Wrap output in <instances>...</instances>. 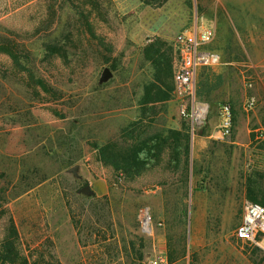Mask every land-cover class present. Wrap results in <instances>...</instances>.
<instances>
[{"label":"rangeland","instance_id":"obj_1","mask_svg":"<svg viewBox=\"0 0 264 264\" xmlns=\"http://www.w3.org/2000/svg\"><path fill=\"white\" fill-rule=\"evenodd\" d=\"M194 27L210 28L209 47L221 62L238 64L198 74L197 92L202 79L217 86L190 136L186 253L176 264H255L254 252H264L234 235L249 198L240 194L242 177L264 172L262 0H167L159 7L139 0H0V38L15 40L58 94L35 95L22 78L4 77L11 61L0 53V188L7 187L0 239L10 215L17 248L30 263L124 264L122 246L138 236L142 264H169L167 237L176 239L183 227L174 216L181 189L168 184L179 172L160 162L135 179L115 178L96 146L136 119L143 85L153 77L142 46L158 37L172 48L173 36ZM48 44L57 46L53 56H46ZM224 102L233 124L229 136L219 137L217 110ZM156 106L148 130L177 128L174 98ZM203 113L198 107V116ZM201 127L208 140L192 151Z\"/></svg>","mask_w":264,"mask_h":264},{"label":"trees","instance_id":"obj_2","mask_svg":"<svg viewBox=\"0 0 264 264\" xmlns=\"http://www.w3.org/2000/svg\"><path fill=\"white\" fill-rule=\"evenodd\" d=\"M139 1L144 5L159 7L167 0ZM87 28L89 35L97 39L104 50L109 53L111 51L109 46L104 45L101 38L95 36L88 24ZM50 45H46V56H53L57 52L56 44ZM0 53L7 55L11 61V66L4 71V77L17 81L18 77L22 78L25 81V86L33 90L35 95H39L42 91L58 97L52 86L42 76L38 75L34 68H31L27 57L18 50V43L15 40L1 37ZM141 54L143 60L152 68L153 77L152 80L143 85L142 95L137 101L136 119L115 137L97 145V157L103 165L112 169L115 178L135 179L147 169L159 165L160 162H162L164 169L171 171L172 174L179 172V176L172 178L168 183L174 186L175 190L181 189V206L174 216L183 227L176 239L173 234L167 237V260L169 264H176L183 260L186 253L184 224L187 218L186 200L190 190L192 167L190 136L194 130H191L189 122L181 116L177 128L148 130L155 121L156 105L173 97L172 48L170 45L168 46L165 40L156 37L142 46ZM61 55L63 56V53ZM109 61L110 57L104 56L103 63H109ZM205 69L211 68H201L199 73ZM19 74L21 76H18ZM218 77L220 78L219 75ZM219 78L217 80H221ZM210 83L205 79L200 80L197 92L199 101L209 103V92L217 86ZM204 132L205 127H201L199 133L203 134ZM6 189L7 187L0 188V219L6 214L3 206L7 196ZM246 195L252 200L264 203V172L253 171L247 174ZM6 226L0 239V264H35L30 263L28 258L21 254L17 248L18 233L10 215L7 217ZM176 240H178V247H175L177 245ZM143 247L142 237L137 236L135 240H127L122 249L124 255L129 258V262L126 261L124 264H142ZM256 252H254L256 255L255 264H264V252Z\"/></svg>","mask_w":264,"mask_h":264},{"label":"built area","instance_id":"obj_3","mask_svg":"<svg viewBox=\"0 0 264 264\" xmlns=\"http://www.w3.org/2000/svg\"><path fill=\"white\" fill-rule=\"evenodd\" d=\"M264 2V0H262ZM212 39L210 28H190L177 33L172 38L174 56L173 98L178 106L179 115L189 122L191 130L198 123L204 122L209 105L198 100L197 78L201 68H212L221 63L218 51L209 47ZM247 85H251L248 80ZM253 100H248L244 108H251ZM205 109L200 118L198 107ZM219 137L231 134L233 113L230 104L224 102L218 105ZM234 235L242 242L255 244L264 250V203L245 199L242 204L241 219L234 230ZM150 264H156L150 260Z\"/></svg>","mask_w":264,"mask_h":264},{"label":"crops","instance_id":"obj_4","mask_svg":"<svg viewBox=\"0 0 264 264\" xmlns=\"http://www.w3.org/2000/svg\"><path fill=\"white\" fill-rule=\"evenodd\" d=\"M169 1V0H168ZM263 4H264V2H263ZM236 64H238V63H236ZM235 63H232V62H226V61H224V62H221L219 65H217L219 68H218V72L220 71V69L221 68H223V66L224 67H232L233 66V68H235V66L234 65H236ZM221 72V71H220ZM176 102V101H175ZM204 111H205V109H204ZM203 115H204V113H203ZM202 115V116H203ZM202 116H200V118L202 117ZM200 124L201 123H198V125H197V127H199L200 126ZM208 140V136H205V134H200L199 132L198 133H196L194 136H193V140H192V151L194 150V151H197V149L199 148V147H202L203 145H205V143H206V141ZM246 177H247V175H245V176H243L242 177V180H241V188H240V194H243V195H245L246 194Z\"/></svg>","mask_w":264,"mask_h":264},{"label":"water","instance_id":"obj_5","mask_svg":"<svg viewBox=\"0 0 264 264\" xmlns=\"http://www.w3.org/2000/svg\"><path fill=\"white\" fill-rule=\"evenodd\" d=\"M107 74H108V73L106 72V73L103 75V78H104V77H106V76H107ZM142 221H143V222H145V221H146V220H145V217L142 219Z\"/></svg>","mask_w":264,"mask_h":264}]
</instances>
